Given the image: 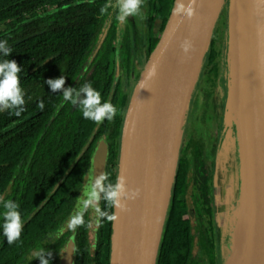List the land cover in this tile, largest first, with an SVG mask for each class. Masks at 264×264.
<instances>
[{
	"label": "trees",
	"instance_id": "1",
	"mask_svg": "<svg viewBox=\"0 0 264 264\" xmlns=\"http://www.w3.org/2000/svg\"><path fill=\"white\" fill-rule=\"evenodd\" d=\"M173 3L154 0L150 5L151 27L156 25L149 32L145 58L156 46ZM104 4L106 0H0V39L7 40L11 48L6 58L21 65L20 84L25 93L24 111L19 116L7 110L0 112V196L17 200L24 219L17 242L9 245L0 235V264H28L26 256L37 247L50 249L51 264H55L65 239L52 238V232L71 207L72 201L64 199L67 195L73 199L72 190H77L73 182L79 176L81 162L88 158L94 143L106 135L111 139V153L119 151L132 93H120L116 90L120 83L113 85V79L116 70L129 71L132 57L129 39L114 26L110 9L100 13ZM224 17L221 12L215 27ZM215 40L216 31L206 55L210 62L217 55L213 51L217 48ZM60 75L65 77V86L90 82L100 90L102 101L112 92L111 102L118 108L114 130L107 129L106 120L102 122L80 159L77 156L96 124L83 119L76 106L68 102L61 105L59 90L51 93L44 84L46 79ZM39 101L44 102L43 110L37 108ZM179 181L176 171L156 264H223L222 255L221 260L216 257V238L203 241V262L194 261L181 246L175 199ZM106 211L114 213L112 208ZM112 226L113 220L105 219L102 229L108 247L102 252L98 247L95 256L88 254L86 236L76 240L75 264H110ZM29 264H38V260Z\"/></svg>",
	"mask_w": 264,
	"mask_h": 264
},
{
	"label": "water",
	"instance_id": "2",
	"mask_svg": "<svg viewBox=\"0 0 264 264\" xmlns=\"http://www.w3.org/2000/svg\"><path fill=\"white\" fill-rule=\"evenodd\" d=\"M226 1L196 0L191 19L171 11L135 86L125 117L119 175L126 177L127 188L138 194L126 201L125 210L114 209L110 264L157 263L187 112ZM228 30L230 90L225 118L231 126L233 111L241 115L244 142L239 153L245 180L249 177L256 195L257 213L249 264H264V0H230ZM233 31L239 47L238 60L234 56ZM186 38L191 43L187 53L180 47ZM152 66L156 73L148 76ZM111 98L112 94L108 99ZM100 125H95L78 158ZM107 152V144H99L94 155L95 167H99L94 169L95 175L104 173ZM243 203L244 185L237 244H232L230 250L226 248V256L223 249V264H235L241 252ZM68 252L66 264H72V251Z\"/></svg>",
	"mask_w": 264,
	"mask_h": 264
},
{
	"label": "flooded vegetation",
	"instance_id": "3",
	"mask_svg": "<svg viewBox=\"0 0 264 264\" xmlns=\"http://www.w3.org/2000/svg\"><path fill=\"white\" fill-rule=\"evenodd\" d=\"M153 1L154 0H144L142 7L144 16L143 19L139 16L134 18L129 15L128 20L123 25H118L115 17H110L114 26L117 29L122 30L124 35L128 37L132 57L129 71H127L126 68L122 71H115L113 85H117L119 81L120 86L116 90L120 93L121 91L125 94L130 92L133 93L149 58V56L145 58L147 39L149 32L153 30L156 25L155 22L151 27V20L149 19V14L151 13L150 5L153 4ZM107 2L108 0H106V3ZM109 9V15L115 16L113 10L111 8ZM222 13L225 17L218 22V27H215L214 29V33L216 31L215 42L217 43V48L213 51L217 55L214 57L212 62L205 59L196 87L193 91L189 106L191 123L187 128H185V132H183L176 169L177 173L179 171L180 178L176 190L177 194H175V199L178 198V237L182 239L181 246L183 247L186 255H189V257L196 262H203V241L206 239H217L216 257L218 260H221V255L223 254L224 249L222 244L223 234L221 232V230H224V226L222 225L221 227L216 221V214L218 211L223 212L227 207V204H222V209L216 208L214 200L215 191L213 188L215 184V170L211 160V157L217 148V136L219 133H222V128L226 127L225 110L227 96L230 90L228 80L229 67L226 60V49L223 51L222 47H220V43H223V37L227 34L229 14L227 15V13L223 11ZM137 30H144L145 38L144 54L139 62L137 61L136 54L133 50V46H135L134 38ZM123 45H125V43H123ZM218 91L220 92L218 93ZM217 93L218 97L216 98L215 96ZM111 94L113 98L114 94L111 92L109 96ZM114 119L115 118L111 121L106 120L107 129L114 130ZM214 119H216V125L212 128L210 123ZM194 120H197V122H193ZM124 124L125 118L119 136L120 145L117 153H111V139L106 135L94 143L93 150L90 152L88 158L83 160L80 164L79 176L73 182L74 187L77 186V190L75 192L72 190V193H74L73 199L69 195L65 196L64 199L65 202L72 201L71 207L68 212L64 213L62 221L54 226L52 232V238L55 239L57 237L58 240L65 239L64 246L59 252L58 257L56 256L55 258V264H66V255L68 250V255L72 251V264H75L77 254L76 240H82L84 236H86L90 246V252L88 253L89 256H95L97 254L98 247L101 248L100 252L107 250L108 245L105 241V235L103 234L102 229V225L105 224V219L98 220L95 213L91 210L86 212L84 215L85 224L79 226L74 232L65 230L63 233L57 235V231L72 212L76 200L80 198L82 185L87 181L89 174H96L94 169L96 171L99 169V167H95L94 164V155L99 144L106 143L108 148L104 173L108 174L109 178H115L119 175ZM210 137H212L210 156H207V145ZM78 157L79 155L77 156V159L81 158ZM99 203L102 208L105 207L103 200ZM106 209L107 208H105V210ZM173 210L176 214L175 209Z\"/></svg>",
	"mask_w": 264,
	"mask_h": 264
},
{
	"label": "clouds",
	"instance_id": "4",
	"mask_svg": "<svg viewBox=\"0 0 264 264\" xmlns=\"http://www.w3.org/2000/svg\"><path fill=\"white\" fill-rule=\"evenodd\" d=\"M144 0H108L100 9L105 13L109 8L115 13L118 25H123L129 15L144 18L142 7ZM196 0H174L171 11L177 16L191 19L195 15ZM183 52L187 53L191 43L187 38L180 45ZM11 48L7 40L0 39V112L7 110L9 114L19 116L24 111L25 93L20 84L21 65L14 59H9ZM155 66L148 70V76H154ZM44 84L49 86L51 93L62 96L60 104L65 102L76 106L83 119L99 125L105 120L111 121L117 114L118 108L110 99L101 100V92L92 84L85 81L79 87L65 86V77L60 75L56 78H48ZM37 108L43 110L44 102L39 101ZM138 193L129 190L126 177L117 175L109 180L108 174L100 172L98 175L90 173L87 181L82 185L81 196L75 202L72 212L64 223L59 227L57 235L65 230L74 232L79 226L85 224L84 215L93 211L98 220H115V213L109 214L105 208L126 209V201L134 199ZM103 200L105 207L100 206ZM24 219L21 215L20 204L17 200L0 196V235L6 238L7 244L17 242L23 231ZM52 251L45 247H37L29 252L26 259L31 262L38 260V264H51Z\"/></svg>",
	"mask_w": 264,
	"mask_h": 264
},
{
	"label": "rangeland",
	"instance_id": "5",
	"mask_svg": "<svg viewBox=\"0 0 264 264\" xmlns=\"http://www.w3.org/2000/svg\"><path fill=\"white\" fill-rule=\"evenodd\" d=\"M222 11L226 12L227 15L229 14L230 0L226 1ZM228 33L229 30H227V34L223 37V43H220V47H222L223 51L226 49L227 65L229 62ZM134 39L135 46H133V50L136 54L137 61L139 62L143 57L145 49L144 30H137ZM219 92L220 91H218V93ZM218 93L215 96L216 98L218 97ZM233 116L234 117L232 118L231 126H228L227 123L226 127H223L224 129L222 128V133L218 134L216 140L217 148L211 157L212 165L214 166L215 170V184L213 188L215 191L214 200L216 208L222 209L221 205L227 204V207L223 212L218 211L216 214V221L221 227L223 225L225 230V233L224 230H222V244L224 247L225 256L227 255L228 249L230 250L231 245L237 244V233L241 227V224L238 222V219L241 208L240 203L243 194L242 184L245 180V175L242 170V156L239 153V146L241 148V145H243L244 142V133L240 112L238 111V114H235V112L233 111ZM215 120L216 119L212 120L210 123L212 128H214L216 125ZM193 122H197V120H194ZM190 123L191 118L188 109L183 132H185V128H187ZM211 140L212 137H210L208 141L206 152L207 156H210V148L212 142ZM239 171H241L240 174Z\"/></svg>",
	"mask_w": 264,
	"mask_h": 264
},
{
	"label": "bare ground",
	"instance_id": "6",
	"mask_svg": "<svg viewBox=\"0 0 264 264\" xmlns=\"http://www.w3.org/2000/svg\"><path fill=\"white\" fill-rule=\"evenodd\" d=\"M232 43L235 47V59H239V47L236 39L235 31L232 33ZM243 155V153H242ZM244 165L247 168L246 162V150H244ZM248 176V174H247ZM244 207H245V218L243 228L241 232L240 248L241 252L235 264H249V257L251 250L256 239V228H257V213H256V195L253 191L250 179L244 180ZM234 217V216H233Z\"/></svg>",
	"mask_w": 264,
	"mask_h": 264
}]
</instances>
